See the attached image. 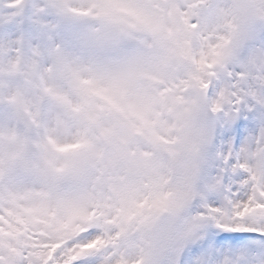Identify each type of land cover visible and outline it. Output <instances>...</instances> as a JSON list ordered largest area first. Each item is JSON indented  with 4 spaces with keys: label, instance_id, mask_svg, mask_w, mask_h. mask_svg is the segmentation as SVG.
I'll return each instance as SVG.
<instances>
[{
    "label": "rangeland",
    "instance_id": "1",
    "mask_svg": "<svg viewBox=\"0 0 264 264\" xmlns=\"http://www.w3.org/2000/svg\"><path fill=\"white\" fill-rule=\"evenodd\" d=\"M81 2L21 0L19 5L12 6L15 0H0V131L4 133L0 137V152L12 153L25 164L31 161L30 147H39L31 140L30 130H48L47 125L57 118L59 108L70 104V89L79 91L82 79L116 85L118 95L127 86L130 94L143 99L150 87L149 75L160 55H167L173 46L180 54L174 40L152 35L161 30L159 16L144 18L130 9L118 8L110 15L83 17L67 10L66 5ZM228 2L210 0L215 9L223 8ZM236 2L245 4L254 0ZM209 16L207 12L202 14L206 25L212 23ZM148 38L157 45L154 53L145 47ZM261 53H264V22L244 28L227 67L240 68ZM227 83L224 73L219 72L210 98ZM251 111V106L245 103L239 113L228 110L208 119L197 195L182 211L172 249L163 264H264V219L256 217L247 224L232 225L247 231H229L228 225H219L211 215L212 210L225 209L250 193L243 182L245 174L226 160L230 155L233 162H238L241 150L264 128V111H257L250 118ZM135 114L142 118L140 112ZM56 124L63 126V121L57 118ZM51 130L56 133L55 128ZM10 179L22 185L33 183L32 178L18 180L12 176ZM60 188L69 192L78 185L66 179ZM84 196L78 204L57 208L54 218L57 231L71 235L81 230L80 223L94 219L87 211ZM202 213H205L203 218ZM223 236L232 239L221 241ZM139 239L124 237L110 253H92L88 258L96 264H108L113 257L131 259L143 253L140 259L146 264L153 234L143 246ZM235 239H242L244 244L234 247Z\"/></svg>",
    "mask_w": 264,
    "mask_h": 264
},
{
    "label": "snow or ice",
    "instance_id": "2",
    "mask_svg": "<svg viewBox=\"0 0 264 264\" xmlns=\"http://www.w3.org/2000/svg\"><path fill=\"white\" fill-rule=\"evenodd\" d=\"M20 2L15 0L12 6ZM66 7L72 14L83 17L110 15L118 8L130 9L144 18L159 16L162 19L161 30L152 35L174 40L181 54L189 53L198 67L208 70L207 79L201 81V87L208 96L213 95L219 73L217 68L224 70L230 83L227 87H220L219 92L216 90L212 106L214 113L228 110L239 113L245 103L252 108L250 118L257 111H264V107L251 98L252 93L241 83L247 78L246 74L237 68L227 67L229 56L226 49L231 46V34L235 32L234 17L229 9H215L210 0H82L78 5ZM251 8L264 20V0H254ZM205 12L212 20L208 25L202 22ZM145 47L154 53L157 45L148 38ZM176 56L174 46L167 55H160L155 70L149 75L150 87L143 103L135 106L142 118L138 125L133 126L132 134L150 143L167 142L156 129L163 123L169 99L178 97L185 88L173 65ZM79 91L86 98L95 97L107 102L118 96L116 85L101 84L91 79H82ZM121 93L119 96L126 98L130 90L125 86ZM225 93H228L227 104L224 102ZM110 106L117 112L121 111L114 103ZM70 110L79 112L76 106H71ZM3 135L0 131V137ZM120 144L126 146L128 141L122 139ZM39 148L42 153L39 163L31 160L25 164L12 153L0 152V264H96L94 259L88 258L92 253H110L128 235V228L121 217L128 224L138 217L147 222L151 216L146 213L159 212L163 207L160 199L152 200L149 195H144L137 200L131 193L125 195L121 191L138 159L150 156L140 147L118 148L108 154L97 150L83 132L58 139L48 129ZM82 153H86V157H82ZM226 163L245 174L243 182L251 187V192L245 199L233 201L225 209L212 210L211 215L219 225H228L229 231H247V228L232 225L247 224L256 217L264 219V174L256 175L245 164L233 162L230 155ZM12 176L18 180L32 178L33 183L22 185L11 180ZM66 179L77 184L78 188L61 191V183ZM142 187H149L147 181ZM82 194L87 200V211L94 215V219L80 223L81 230L71 235L57 231L54 221L57 208L80 203ZM204 215L202 213L201 218ZM228 239L232 238L221 237V241ZM108 264L144 262L119 256L110 258Z\"/></svg>",
    "mask_w": 264,
    "mask_h": 264
},
{
    "label": "clouds",
    "instance_id": "3",
    "mask_svg": "<svg viewBox=\"0 0 264 264\" xmlns=\"http://www.w3.org/2000/svg\"><path fill=\"white\" fill-rule=\"evenodd\" d=\"M224 7L232 12L235 24V32L231 34V46L226 49L230 56L244 28L264 20L255 15L251 3L241 4L236 0H230ZM173 65L184 81L185 88L178 97L169 99L163 123L156 129L167 142L150 143L132 134L133 126L141 121L135 114L137 111L135 106L143 103V99L133 94L126 98L118 95L112 101L121 109L117 112L107 101L95 97L86 98L80 91L70 89V104L59 108L57 116L63 121V126L56 124L57 118L47 125L50 130L55 128V135H59L61 139L71 133L83 132L97 150L108 154L123 147H140L150 153L148 158L138 159L135 170L121 186V191L125 195L131 193L137 200L149 195L152 200L163 201V207L159 212L146 213L151 216L147 222L138 217L128 224L124 217H121V221L128 228L127 236L133 239L139 237L138 243L141 246L150 241L153 226L162 216L172 219L179 227L182 211L197 195V178L208 137L207 121L217 114L212 111L215 97L210 98L201 87V81L207 79L208 70L198 67L197 61L187 52L177 54L173 58ZM237 69L246 74L247 78L241 83L252 93L251 98L264 107V53L249 59ZM217 71L224 73L221 68H217ZM229 83L228 80L227 85ZM219 90L218 88V92ZM227 101L228 93H225V104ZM71 106L78 107L79 112H72ZM29 136L39 145L44 142L45 131L33 128ZM122 139L128 141L126 146L120 144ZM30 154L32 161L40 162L42 153L39 147H30ZM81 156L86 157V153H82ZM238 162L245 164L258 176L264 174V128L259 129L241 150ZM144 181H147L149 187H142ZM249 188L251 192V187ZM140 255L131 259H140Z\"/></svg>",
    "mask_w": 264,
    "mask_h": 264
},
{
    "label": "water",
    "instance_id": "4",
    "mask_svg": "<svg viewBox=\"0 0 264 264\" xmlns=\"http://www.w3.org/2000/svg\"><path fill=\"white\" fill-rule=\"evenodd\" d=\"M177 224L172 219L161 217L154 228V246L148 264H161L169 252Z\"/></svg>",
    "mask_w": 264,
    "mask_h": 264
},
{
    "label": "bare ground",
    "instance_id": "5",
    "mask_svg": "<svg viewBox=\"0 0 264 264\" xmlns=\"http://www.w3.org/2000/svg\"><path fill=\"white\" fill-rule=\"evenodd\" d=\"M241 244H244V243H243V242H241V243H240V245H241ZM240 245H239V246H240Z\"/></svg>",
    "mask_w": 264,
    "mask_h": 264
}]
</instances>
